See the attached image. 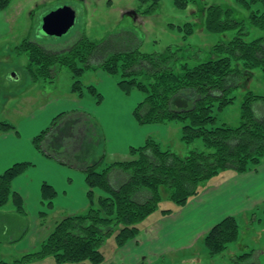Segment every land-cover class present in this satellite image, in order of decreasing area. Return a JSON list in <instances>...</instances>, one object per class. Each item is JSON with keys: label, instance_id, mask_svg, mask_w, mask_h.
<instances>
[{"label": "trees", "instance_id": "obj_1", "mask_svg": "<svg viewBox=\"0 0 264 264\" xmlns=\"http://www.w3.org/2000/svg\"><path fill=\"white\" fill-rule=\"evenodd\" d=\"M160 0H139V15H151ZM249 13L250 24L264 31V0H234ZM175 6L186 9L195 0H173ZM9 0H0L3 11ZM144 7V8H142ZM205 31L222 34L237 30L225 44L212 48L215 57L190 65L179 46L168 48L165 54H143L139 50L103 52V41L79 39L67 51L56 47L43 48L24 39L17 47L27 55L26 67L33 82L51 80L57 68L66 67L75 79L71 92L81 96L82 82L77 80L84 71L92 69L116 77L124 95L138 92L142 100L133 111L138 125L180 124V142L190 147L200 140L203 148L178 155L148 137L139 147L129 148L127 160L113 162L102 171L97 166H85L88 207L82 214L69 215L55 223L49 234L38 243L39 248L8 263L0 256V264H24L29 260L52 258L55 264H104L102 250L106 237L115 232V244L121 247L134 239L140 225L157 209L164 199L176 208L184 207L203 185L220 173L231 170L244 174L257 170L264 162V95L247 90L239 106L236 126L219 121V113L235 104L231 92L237 89L238 73L249 77L259 69L264 86V37L247 41L243 22L233 19L230 9L218 5L203 10ZM184 37L193 35L194 24L178 27ZM243 36V37H242ZM94 58V59H93ZM96 63L91 64V61ZM177 66V68H176ZM241 67V68H240ZM240 68V69H239ZM240 71V72H239ZM238 72V73H237ZM250 80L247 79V82ZM88 90L100 100L95 88ZM80 94V95H79ZM263 109L258 115L257 108ZM63 115L53 122L54 127ZM3 131L13 129L1 125ZM50 131L45 129L35 137L36 148ZM29 163H16L0 174V207L13 201L17 213H23L21 196L11 189L12 181L22 175ZM117 171L111 177L112 172ZM42 201L51 206L56 193L51 186L41 185ZM99 192V196L95 195ZM172 210L164 208L163 214ZM42 214V213H40ZM235 217H226L213 226L203 239L210 257L223 255L239 238ZM247 255L239 257L242 261Z\"/></svg>", "mask_w": 264, "mask_h": 264}, {"label": "rangeland", "instance_id": "obj_2", "mask_svg": "<svg viewBox=\"0 0 264 264\" xmlns=\"http://www.w3.org/2000/svg\"><path fill=\"white\" fill-rule=\"evenodd\" d=\"M210 5L230 9L233 19L243 22V32L248 33L247 41L264 37V31L250 24L249 13L239 8L234 0H195L183 10L177 8L173 0H160L154 12L148 16L139 15V0H9L6 8L0 11V127L3 124L9 125L13 128L10 131L14 136L19 133L23 137L0 135V174L15 163L34 161L11 183V189L22 197L23 213H17L12 200L0 207V256L4 261L13 263L25 254L37 251L38 243L49 234L55 223L70 215L71 211L75 210L74 213L79 212L78 214L86 211L87 199L84 198L83 204L79 196L65 195L64 191L77 195V176L81 180L85 175H79L76 167L87 164L91 166L94 165L93 159L99 160L100 154L106 150L104 134L106 139L121 142L123 147L126 144L131 148L143 145L145 138L142 140V135L149 132L150 137L159 141L163 149H170L178 155H186L194 148H203L200 140L190 147L180 142L179 123L138 125L130 114L142 100V96L138 92L124 95L115 85L119 94L116 97L106 83L99 81L100 76L92 69L84 71L77 78L83 83L82 96L71 92L75 79L66 67L57 68V73L51 80L33 82L26 70L27 55L19 53L16 47L24 39H28L43 48L56 46L57 51L65 52L80 38L103 41L101 46L107 55L114 51L112 49H136L143 54H165L168 48L179 46L186 49L183 52L184 58L198 54L197 59L189 60V64L193 65L215 57L212 53L213 46L225 44L237 34L236 29L222 34H209L205 31L202 14L204 8ZM61 7L71 8L75 12L74 26L61 37L42 35L40 28L43 17ZM186 23L194 24V33L188 37H184V31H178V27ZM94 63L96 60L91 61V64ZM107 76V79L116 83V77ZM236 77L239 78L236 84L238 87L231 92V96L236 97L235 104L219 113V121L230 126H236L239 122V106L247 90L264 95L259 69L253 70L249 77L243 72ZM249 78L246 84L245 81ZM88 86L95 88L96 93L101 96L100 100L88 90ZM77 107L89 108L94 113L75 110ZM99 108L107 116L103 121L100 120L104 129L97 119ZM260 112L263 109L259 107L256 113L261 115ZM61 114L63 116L57 124L60 126L58 137L53 139L56 144L54 147L61 144L58 148L61 153L53 156L47 154L49 151L46 145L43 146L48 134L38 142L39 150L34 139L47 128L51 132V122ZM125 115H128L129 122L122 121L118 124L121 118H127ZM133 124L135 129L131 126ZM1 132L3 130L0 129V134ZM30 136L32 139L27 140ZM28 151L38 152L41 158H52L55 162L62 159V165L71 167L33 160ZM127 159L123 156H106L103 163L96 164V171L100 172L113 162ZM59 168L73 174L68 176L72 178L70 183L64 180L65 174ZM43 183L52 186L56 192L51 206L47 204V200L42 201L40 196ZM164 208L175 207L166 198L151 215ZM38 212L42 214H37ZM249 219L238 218L239 238L224 255L213 259L202 256L201 264H264V205L249 215ZM114 241L115 232L105 239L102 247L105 255L110 253L107 245ZM233 249L238 254L234 260L229 257ZM243 254L247 256L241 261L239 257ZM24 264L55 263L52 258L47 257L40 261L31 259Z\"/></svg>", "mask_w": 264, "mask_h": 264}, {"label": "crops", "instance_id": "obj_3", "mask_svg": "<svg viewBox=\"0 0 264 264\" xmlns=\"http://www.w3.org/2000/svg\"><path fill=\"white\" fill-rule=\"evenodd\" d=\"M95 72L100 76V78L98 77L99 81L101 83H106L107 87L118 97L119 94L115 87L117 84L107 79L108 76L106 73L102 71ZM75 110H88L90 113H94L90 111L89 108L81 109V107H77ZM133 111L134 110H132L130 116H133ZM98 112L99 117H96L104 129V125L101 121H103V118L106 119L107 116L104 111H102V108H99ZM126 117L127 118H123V120L121 118L118 124L122 121L126 123L129 122L128 115ZM94 123L97 125V122ZM57 124L52 127L53 130L48 133L43 143V146L46 145V149L49 151L47 154L53 156H57L61 153V151L58 150L61 144L54 147L56 144L53 142V139L58 137L57 133L60 128ZM131 126L135 129L134 124ZM1 133V137L14 136L10 130ZM14 133L16 134V132ZM148 136H150L149 132L144 133L142 135V140H144V138L146 140ZM14 137L23 138L19 133ZM30 139H32L31 136L27 138V140ZM103 141L106 143V150L104 149L103 153L100 154L99 160H97V158L93 159L92 164L96 165L98 163H103L106 156H123L128 158L130 148L128 145L125 144L123 147L121 142H113L111 139H106L105 134L103 135ZM28 155H31L33 160H38L45 164L57 163L60 167L67 168L70 166L62 165V159L55 162L51 157H49L51 159H45L44 156L41 158L38 152L35 153L33 151L31 153L28 151ZM25 162L31 164L30 162L32 161H21V163ZM32 163H34V161ZM85 166H89V164L84 166L79 165L77 167L74 166L82 177L85 175L83 173ZM59 169L65 174L64 180L70 183L72 178H68V176L71 177L73 174L61 168ZM116 173L117 171L112 172L111 177L113 178ZM77 177L79 180L77 195L69 193L67 190L64 191V194L72 197L79 196V200L84 204V198L87 199V185L85 178H81L80 180V176ZM52 189L54 190L53 187ZM34 191L36 192V190ZM95 195L99 196L100 194L99 192H95ZM262 205H264V162L257 170L244 174H237L231 170L224 171L203 185L200 192L196 196L191 197L184 207H175L171 209L172 211L169 214H163L160 211L157 214L149 216L140 225L138 235L123 246L117 247L115 241L114 243L108 244L107 246L110 247V253L108 255L104 254V264H201L203 257H205V259L215 258L208 255L207 249L203 243L205 235L213 226L226 217H235L237 220L238 218H248V220H250L251 218L249 219V215L254 213V211ZM87 207L88 203L85 209H87ZM74 212L75 210L71 211L70 215L79 213ZM37 214L40 213L38 212ZM231 252L232 254L229 257L234 260L235 256L238 254L235 253L236 249L231 250Z\"/></svg>", "mask_w": 264, "mask_h": 264}, {"label": "water", "instance_id": "obj_4", "mask_svg": "<svg viewBox=\"0 0 264 264\" xmlns=\"http://www.w3.org/2000/svg\"><path fill=\"white\" fill-rule=\"evenodd\" d=\"M75 23V12L68 7L54 10L42 19L40 33L47 36L61 37L65 35Z\"/></svg>", "mask_w": 264, "mask_h": 264}]
</instances>
